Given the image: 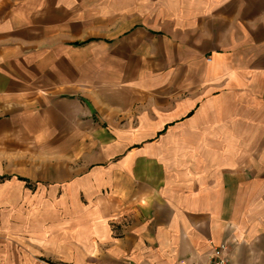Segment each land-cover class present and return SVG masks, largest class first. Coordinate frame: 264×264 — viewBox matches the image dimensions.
Here are the masks:
<instances>
[{
    "label": "crops",
    "instance_id": "1",
    "mask_svg": "<svg viewBox=\"0 0 264 264\" xmlns=\"http://www.w3.org/2000/svg\"><path fill=\"white\" fill-rule=\"evenodd\" d=\"M221 242L264 264V0H0V264Z\"/></svg>",
    "mask_w": 264,
    "mask_h": 264
},
{
    "label": "built area",
    "instance_id": "2",
    "mask_svg": "<svg viewBox=\"0 0 264 264\" xmlns=\"http://www.w3.org/2000/svg\"><path fill=\"white\" fill-rule=\"evenodd\" d=\"M227 245L225 242H221L212 247L211 255L209 260L205 263L192 262L188 263L185 261H179L176 264H229L226 256Z\"/></svg>",
    "mask_w": 264,
    "mask_h": 264
},
{
    "label": "rangeland",
    "instance_id": "3",
    "mask_svg": "<svg viewBox=\"0 0 264 264\" xmlns=\"http://www.w3.org/2000/svg\"><path fill=\"white\" fill-rule=\"evenodd\" d=\"M26 187H27V188L24 187V189H27V190H30V189H31V188H29L28 186H26ZM28 192H29V191H28ZM23 207H25V206L23 205Z\"/></svg>",
    "mask_w": 264,
    "mask_h": 264
}]
</instances>
